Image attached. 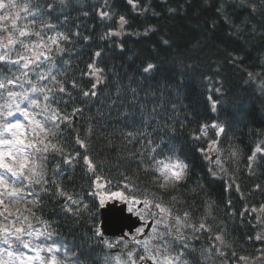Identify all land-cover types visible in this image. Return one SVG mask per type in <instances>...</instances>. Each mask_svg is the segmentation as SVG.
<instances>
[{
    "label": "trees",
    "instance_id": "16d2710c",
    "mask_svg": "<svg viewBox=\"0 0 264 264\" xmlns=\"http://www.w3.org/2000/svg\"><path fill=\"white\" fill-rule=\"evenodd\" d=\"M15 2L20 5L12 9L13 14L19 13L17 26L30 31L19 38L24 43L37 42L40 37L32 34L36 32L46 41L59 34L68 37L59 41V49L51 46L50 60L38 68L30 65L21 69L7 60L0 63V80L27 71V80L57 89L60 84L51 79L38 80L41 74H54L66 90L50 94L62 117L68 119L59 122L58 130L64 152L49 153V183L44 186L48 190L31 196L25 191L24 200L36 204L10 208L14 213L32 208L39 218H31L34 228H42V222L51 225V236L27 239L36 247L57 248L54 254L63 264H116L117 257L121 264H132L126 255L131 250L115 244L118 241H101L96 235L101 205L97 196L90 195L97 192V177L107 188L102 189L105 194L126 192L121 183L126 175L140 189L136 196L150 189L172 207L173 216L183 217L188 212L189 222L197 227L201 221L211 226V231L185 229L190 264H264V238L256 239L264 237V0ZM25 4L34 15L21 10ZM49 4L54 7L49 9ZM6 11L0 10V14ZM102 12L109 15L101 18ZM121 16L127 21L123 28ZM4 25L11 27L10 21H1L0 26ZM110 32L118 34L108 36ZM6 36L0 32V37ZM17 51L24 52L19 43L7 56L15 60ZM5 53L2 50L0 55ZM90 63L103 69L102 83L90 74ZM150 64L154 67L145 72ZM249 72L254 79H249ZM24 79L18 82L19 87L9 88L29 89ZM84 91H95L96 95L85 97ZM6 96L7 92L0 90V104ZM36 96L42 101V94ZM9 119L27 124L19 113ZM213 123L224 126L225 131L217 136ZM77 138L85 142V148ZM155 145L159 148L151 152ZM85 155L94 164V171L87 170ZM65 156L74 159L65 163ZM151 156L165 162L166 157H173L187 165L177 189L164 191L152 183L153 173L143 171L154 166ZM0 174L7 175L3 169ZM57 185L78 203L58 195ZM66 208L72 209V214ZM78 208L79 215L75 214ZM154 228L153 221L133 251L136 261L144 255L142 243L154 234ZM221 229L229 245L223 249V257L215 254V249L211 254L206 251L214 243L219 246L215 235ZM105 241L115 246L108 248ZM183 243L173 241L178 250ZM18 248L14 243L8 249L0 241V254L10 264L7 251L16 253ZM19 250L25 257L35 256L27 249ZM48 255L41 252V256ZM242 255L250 259L240 261ZM32 264L39 262L33 260Z\"/></svg>",
    "mask_w": 264,
    "mask_h": 264
},
{
    "label": "snow or ice",
    "instance_id": "6c2138e0",
    "mask_svg": "<svg viewBox=\"0 0 264 264\" xmlns=\"http://www.w3.org/2000/svg\"><path fill=\"white\" fill-rule=\"evenodd\" d=\"M60 4H64L65 0H59ZM131 4L133 0H128ZM20 5L15 2V0H0V10L7 9L8 11L0 14V21H10L11 27L7 25L0 26V32H6V37H0V47L6 49L5 55H0V63L6 60L12 64L20 65L21 69H28L30 65H35L37 68L40 67L45 61L50 60V55L53 51L52 45H55L57 49L60 48L59 41L67 40L68 37L59 34L58 36L49 37L46 41L39 32L32 33L40 39L34 43H24L22 37H26L30 34L27 28H20L16 24V20L19 18V13H12V9L19 8ZM49 9H52L54 5H47ZM22 11L28 13L29 15H34L31 11L30 6L25 4L21 9ZM256 10L255 7L252 9ZM101 18L107 17L109 14L107 12H102ZM35 21H33L34 23ZM127 21L123 16L120 17V26L123 28ZM151 31V29H148ZM18 33V35H17ZM117 32H110L108 36H115ZM147 34V32L145 33ZM6 39V43L4 40ZM21 44L24 48V52L17 51V59L11 60L7 56V52L11 51L12 48L17 44ZM62 51V49H60ZM30 53V55H29ZM100 52L96 53L99 57ZM23 62V63H21ZM154 66L148 65L144 71L149 72ZM89 72L92 76L96 77L98 83H102L101 73L103 69L100 67L89 64ZM249 79H254L253 73L249 72ZM28 72L23 71L21 75L14 76L11 78L5 77V79L0 80V90L7 92L4 102L0 104V117L3 118V123L0 124V169L4 170L5 174H0V241H2L8 249L13 247L16 243L19 248L16 253L11 250L7 251V257L11 258V261H18L19 264H32V261H38L39 264H63L61 259H58L56 253L57 248L52 246L47 247H36L32 243V240L27 239L34 237L35 239L47 238L51 236V225L47 222H42V228H34L31 223V218H36L35 212L30 207H25L22 211L16 209L15 213L10 211L12 205L16 204H32L35 205L36 201L30 200L25 201L23 193L27 191L29 196L35 195L41 191H47L48 189L44 187L49 183L46 179L47 176V161L49 159V153L62 154L64 149L59 143V127L60 121H66L67 116L61 115V111L58 107V102L55 101V97L52 94L54 91H59L61 93L65 92V88L62 83L57 81L54 74L50 75H39L38 80L46 81L51 79L54 83L60 84L57 89L48 87L46 85H40L38 83H32L27 80ZM22 78L25 83L30 85L29 89L24 91H13L9 86L13 88L19 87V81ZM73 87H77L75 82H73ZM95 87V85L93 86ZM264 88V83L261 85ZM42 94V101L37 98L36 94ZM83 95L85 97L92 95L95 96L96 92L84 91ZM24 107H21V105ZM39 109L40 112L33 114L31 110ZM75 112L80 111V109H75ZM14 113H19L23 115L24 120L27 124L21 123L19 120H10V117L14 116ZM37 115H43V119H37ZM212 128L217 129L216 135H221L225 128L222 125L213 123ZM132 136V133H128ZM140 135H143L141 133ZM198 138V137H197ZM82 148L86 147L84 141L77 138L76 141ZM148 144L152 145V141L148 140ZM159 145H155L151 148V152H156ZM257 151H261L257 148ZM233 156L236 155L235 152L232 153ZM74 158L64 157L65 163H71ZM150 159L154 161V166L149 165L144 167L143 171L152 172L151 181L159 189L168 191L169 189H177L180 182L185 178L187 165L177 158L166 157L165 160H156L155 156H151ZM251 160L252 157H249ZM84 164L87 165L88 171H94L95 167L92 163L90 157L85 155L83 157ZM100 177L96 178V187L102 188L107 191L104 184L98 183ZM111 184V181L107 182ZM123 188L126 192L122 191H112L109 193V197L112 199H119L124 202L127 206V211L129 214L137 216L140 220L146 221L148 217H151L155 222L154 234L148 239L144 240L142 243L144 255L139 256V260H150L152 264H190L187 252L185 249L189 248L186 242L185 229H191L193 232L204 230L211 231V226L207 225L205 222L201 221L197 227L194 223L189 222V213L184 212L183 217L179 215L173 216L172 207L165 205L162 199H157V193L150 189H144L141 196H136L134 193L139 192L140 189L135 183L131 182V178L124 176V181L121 182ZM259 187V186H257ZM34 189V190H33ZM56 192L58 195L66 197L68 201L73 204L78 203L77 200L63 190L59 185L56 186ZM90 195L99 196V203L101 206L105 205V197L102 193L92 192ZM172 199L175 200L176 197L173 195ZM83 207H87L84 205ZM158 209V212L156 211ZM65 211L72 214L73 210L70 208L64 209ZM255 211V209H253ZM80 209L75 210V214L79 215ZM175 221L172 223V221ZM137 232L142 234L143 229H137ZM224 230L221 229L219 233L215 235V240L219 242V246L215 243L211 245L210 249L206 251L211 254V249H215V254L223 257L225 252L223 249L228 247V243L224 238ZM97 236H102L103 233L97 230ZM130 235V234H129ZM258 235L256 239H262ZM173 241L179 243L184 241L182 247L178 250L175 248ZM108 248H112L114 245L105 241ZM136 243H141L136 241ZM19 249H27L29 252H34L35 256L25 257ZM41 252L48 253V257L41 256ZM128 258L132 261V264H137L134 259L133 251L127 253ZM235 256V252L232 253ZM264 256V252L261 253ZM250 258L248 256H240V261H248ZM258 259V258H257ZM0 264H10L8 260H5L0 254ZM116 264H121L120 259L117 257Z\"/></svg>",
    "mask_w": 264,
    "mask_h": 264
},
{
    "label": "water",
    "instance_id": "95a60500",
    "mask_svg": "<svg viewBox=\"0 0 264 264\" xmlns=\"http://www.w3.org/2000/svg\"><path fill=\"white\" fill-rule=\"evenodd\" d=\"M100 230L105 237H122L125 232L132 234L141 224L140 221L126 212V205L117 201L107 203L100 211Z\"/></svg>",
    "mask_w": 264,
    "mask_h": 264
},
{
    "label": "rangeland",
    "instance_id": "374dc122",
    "mask_svg": "<svg viewBox=\"0 0 264 264\" xmlns=\"http://www.w3.org/2000/svg\"><path fill=\"white\" fill-rule=\"evenodd\" d=\"M1 22V21H0ZM7 41H6V39L4 40V43H6ZM2 50H6V49H4V48H2V47H0V52L2 51ZM96 189H97V192L98 193H102L103 195H104V197H105V203L106 202H109V201H111L112 200V198H110L109 197V194H105L103 191H102V188H97L96 187ZM97 197L99 198V196L97 195ZM116 200H119V199H116ZM119 201H121V200H119ZM140 236V233H138V232H136L134 235H132V236H129V238H127L125 241H118V242H115V244H117V243H120L121 244V247L122 248H124V249H129V250H131V251H135V249H137L136 247H137V245H138V243H136V241H138V237ZM114 245V244H113ZM115 246V245H114ZM119 247V246H118ZM127 252H125V254H126ZM127 255V254H126ZM128 256V255H127ZM137 262V264H144L145 262H146V260H143V261H140L139 259L136 261Z\"/></svg>",
    "mask_w": 264,
    "mask_h": 264
}]
</instances>
